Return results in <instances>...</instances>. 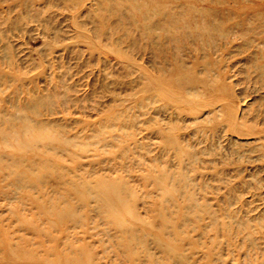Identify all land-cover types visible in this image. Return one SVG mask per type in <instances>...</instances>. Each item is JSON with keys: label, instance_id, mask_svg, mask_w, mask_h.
<instances>
[{"label": "rangeland", "instance_id": "obj_1", "mask_svg": "<svg viewBox=\"0 0 264 264\" xmlns=\"http://www.w3.org/2000/svg\"><path fill=\"white\" fill-rule=\"evenodd\" d=\"M0 264H264V0H0Z\"/></svg>", "mask_w": 264, "mask_h": 264}]
</instances>
